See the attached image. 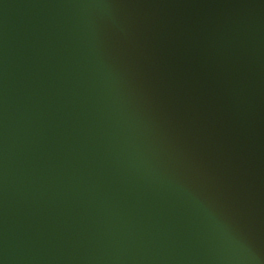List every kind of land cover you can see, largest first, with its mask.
<instances>
[{
	"label": "water",
	"instance_id": "95a60500",
	"mask_svg": "<svg viewBox=\"0 0 264 264\" xmlns=\"http://www.w3.org/2000/svg\"><path fill=\"white\" fill-rule=\"evenodd\" d=\"M0 264H264V0H0Z\"/></svg>",
	"mask_w": 264,
	"mask_h": 264
}]
</instances>
